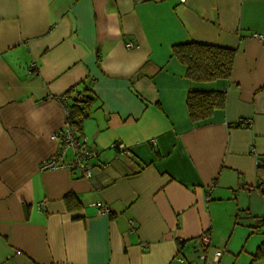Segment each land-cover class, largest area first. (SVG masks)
<instances>
[{
  "label": "crops",
  "instance_id": "0c3cea01",
  "mask_svg": "<svg viewBox=\"0 0 264 264\" xmlns=\"http://www.w3.org/2000/svg\"><path fill=\"white\" fill-rule=\"evenodd\" d=\"M186 42L235 50L229 81L187 80L170 51ZM82 82L89 181L39 171L56 98ZM189 91H225V109L194 125ZM263 158L264 0H0V264H205L202 233L208 259L264 264Z\"/></svg>",
  "mask_w": 264,
  "mask_h": 264
},
{
  "label": "trees",
  "instance_id": "16d2710c",
  "mask_svg": "<svg viewBox=\"0 0 264 264\" xmlns=\"http://www.w3.org/2000/svg\"><path fill=\"white\" fill-rule=\"evenodd\" d=\"M171 58L176 59L185 67V77L195 83H211L229 81L236 51L218 46L186 42L171 46ZM82 82L70 88L63 96L64 106L68 112L69 125L80 132L82 122L89 117L96 99L88 87ZM84 85V88H80ZM62 97V96H61ZM226 106V92L189 91L186 97L188 118L194 125L209 121L215 112L222 111ZM241 123L235 125L240 128ZM261 167V168H260ZM258 169H264L258 166ZM259 181L261 178L259 177ZM68 210L81 206L76 196L70 194L64 199ZM261 223L264 222L259 219ZM264 256V250L259 248L253 259Z\"/></svg>",
  "mask_w": 264,
  "mask_h": 264
},
{
  "label": "built area",
  "instance_id": "2783aa9c",
  "mask_svg": "<svg viewBox=\"0 0 264 264\" xmlns=\"http://www.w3.org/2000/svg\"><path fill=\"white\" fill-rule=\"evenodd\" d=\"M181 2H184V0H181ZM253 37L260 40L263 39L262 36L256 34H254ZM127 48H131V45H127ZM32 67L37 68V65L33 64ZM65 99L63 95L62 97L56 98L66 112L64 125L60 133L56 136L59 144V151L51 158L43 161L39 167V171L47 172L67 169L70 172L78 173L80 178L89 181L93 178L94 167L92 162L98 158V151L94 147L88 145L82 138L81 133L69 125L67 121L68 112L64 106ZM110 148L119 153L129 155L128 150L122 143L111 144ZM68 150L71 151L72 158L70 161L65 162L64 159ZM258 166H264V158L263 161L258 163ZM95 206L98 208L99 214H109V209L104 207L100 202L95 203ZM261 220L264 222V216L261 217ZM210 240V236L207 233H202L193 240V243L198 247L199 258L202 262L205 264H218V259L216 257L208 259L205 254V250L210 247Z\"/></svg>",
  "mask_w": 264,
  "mask_h": 264
}]
</instances>
